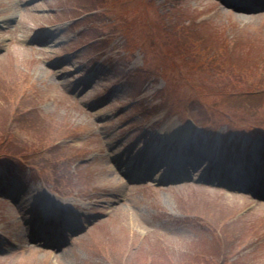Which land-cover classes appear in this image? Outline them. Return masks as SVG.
<instances>
[{"label":"rangeland","instance_id":"obj_1","mask_svg":"<svg viewBox=\"0 0 264 264\" xmlns=\"http://www.w3.org/2000/svg\"><path fill=\"white\" fill-rule=\"evenodd\" d=\"M113 1L105 11L84 13L92 0H0L2 24L6 15H18L0 30V175L15 182L13 196H0V251H8L0 252V264H264V200L192 182L129 183L104 151L137 110L136 123L151 127L146 142L162 131H189L187 139L198 132L203 152L217 150L224 170L236 155L230 145L251 147L256 140L264 149V11L234 10L229 4L237 0ZM144 4L152 19L167 16L166 31L182 16L176 29L189 26L200 35L196 44L204 53L188 52L166 33L149 38L147 15H138ZM152 23L160 29L158 20ZM34 38L47 44H30ZM96 45L105 48L96 65L115 61L118 75L110 83L127 78L100 109L90 104L109 93L103 79L89 90L77 83L95 69L90 62L99 52L88 49ZM208 50L214 67L200 75L194 61L203 62ZM216 59L226 60L233 76L241 68L253 74L228 87L214 81V68L221 67ZM129 80L142 101L127 110ZM215 132L220 148L211 140ZM132 139L128 135L112 155L127 151ZM56 202L82 211L86 230L51 256L53 250L29 242V231L57 213L70 215ZM87 216H95V225Z\"/></svg>","mask_w":264,"mask_h":264},{"label":"trees","instance_id":"obj_2","mask_svg":"<svg viewBox=\"0 0 264 264\" xmlns=\"http://www.w3.org/2000/svg\"><path fill=\"white\" fill-rule=\"evenodd\" d=\"M92 1L95 3V7L91 8V9H96L98 7H100V8L101 7L110 8V7L106 6V5H109V4L115 5V4H117V2H115L113 0H92ZM118 10H121V8L118 7ZM179 24L180 23L172 24L173 30L169 29L168 31H166V29H162L161 28V27H163V19H162V22H160V29H156V28L152 27L151 35L157 36V35H161V34L166 33V36L168 37V39H171L173 41H177L178 44L181 45V46L184 45V46H182V48L187 50L188 52L191 51L192 49H197L198 51L203 52L205 50V48L204 47L198 48V46L196 44V41H198L197 38H200V35H198V37H192V33L189 30L181 28V26L176 29V26H178ZM180 37L183 38V40H184L183 42H181ZM182 43H184V44H182ZM206 57H204V58L202 57L203 58V62H200L201 61L199 59L200 57L197 58V59L195 58L194 64L198 65L197 69H201L202 68L204 71H208L209 70L208 67H214L213 64H209L208 63ZM217 61L218 60L216 59V62H214V63H221V62H217ZM214 69H213L214 71L212 73V76L214 78H217L216 80L214 79V81L220 80V81H222L224 83V85H229L228 87H230L232 85L233 86H237V84L238 85H243V82H245V80H246V78H247V76L249 74V72H246L245 69L241 68L240 72H239V75L233 76L232 74H234V68L229 63H227L226 60L221 63V67H216ZM250 74H253V73H250ZM245 83H247V82H245ZM12 141H16V140L12 139ZM22 141H24V140H21L20 143ZM17 142H19V141L17 140ZM21 144H23V143H21ZM35 151H36V149H35ZM17 156H18V154H17ZM209 256H210V258H212V257L214 258L215 254L211 253ZM205 261H206V259H205ZM211 261H214V260L211 259Z\"/></svg>","mask_w":264,"mask_h":264},{"label":"bare ground","instance_id":"obj_3","mask_svg":"<svg viewBox=\"0 0 264 264\" xmlns=\"http://www.w3.org/2000/svg\"><path fill=\"white\" fill-rule=\"evenodd\" d=\"M173 132H175V131L170 132V135H172ZM187 134H188V131H185V132H184V136H186ZM173 136H175V135H173ZM184 136H183V140L186 139ZM171 138H172V136L168 137V139H171Z\"/></svg>","mask_w":264,"mask_h":264}]
</instances>
